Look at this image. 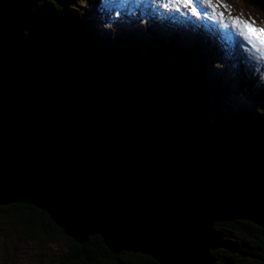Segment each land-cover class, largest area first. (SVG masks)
I'll list each match as a JSON object with an SVG mask.
<instances>
[{
	"label": "water",
	"instance_id": "obj_1",
	"mask_svg": "<svg viewBox=\"0 0 264 264\" xmlns=\"http://www.w3.org/2000/svg\"><path fill=\"white\" fill-rule=\"evenodd\" d=\"M26 6L0 0V207H33L76 244L98 236L115 256L251 257L214 225L246 221L264 240V152L183 143L118 119L74 85L33 80L21 47Z\"/></svg>",
	"mask_w": 264,
	"mask_h": 264
},
{
	"label": "trees",
	"instance_id": "obj_2",
	"mask_svg": "<svg viewBox=\"0 0 264 264\" xmlns=\"http://www.w3.org/2000/svg\"><path fill=\"white\" fill-rule=\"evenodd\" d=\"M82 2L95 4L96 0H26L21 47L24 72L33 80L52 86L74 85L85 95L98 100L118 119L183 143L219 145L220 148L246 146L264 152L262 114L239 110L227 116L225 111L222 114L208 104L203 93L200 100L194 98L192 92L197 82L192 78L180 81L167 78L172 81L167 83L154 73L150 64L146 65L145 71L134 72L132 66L136 60L122 41H115L106 49L99 39L94 38L90 20L83 19L76 11ZM147 29L146 25L141 29L146 39L150 33ZM132 30L136 31L135 27L132 26ZM133 35L130 30L124 38ZM147 45L154 50L160 49L170 59L188 60L186 54H177L178 48H167L165 44L150 39H147ZM171 71L177 73L175 67H171ZM195 72L199 78L200 73ZM171 83V89H163L170 88ZM172 95L177 96L172 98ZM158 96L174 103L159 105L155 101ZM183 99L193 100L194 108L207 102V111L216 120L214 127L201 117L195 118L198 113L183 112ZM10 210L17 213L20 220L30 226V233L38 238L59 236L68 242L69 249L56 258L57 264H157L150 257L139 254H110L98 236L89 237L84 245H78L64 236L44 212L27 205L0 207V218ZM214 230L223 243L235 245L241 252L251 255L242 257L216 250L211 252L215 264H240L249 259L264 264V240L260 228L246 221H233L217 223ZM227 236L240 237L243 241L231 242Z\"/></svg>",
	"mask_w": 264,
	"mask_h": 264
},
{
	"label": "rangeland",
	"instance_id": "obj_3",
	"mask_svg": "<svg viewBox=\"0 0 264 264\" xmlns=\"http://www.w3.org/2000/svg\"><path fill=\"white\" fill-rule=\"evenodd\" d=\"M224 2L230 6L232 16L239 15L243 19L250 16L257 28H264V0ZM76 11L83 19L90 20L94 38L99 39L104 48L109 49L115 41H122L124 47L131 50V56L136 60L132 66L134 72H143L150 64L154 73L165 81L167 78L172 81L192 78L197 82L192 92L194 98L200 100L203 93L216 111L222 114L225 111L230 116V113L244 110L264 116V81L255 74L254 65L246 59L241 62L240 37L231 26H221L218 18L213 20L211 16H202L197 19L187 12L165 11L153 0H96L95 4H78ZM217 11H223L225 20H228L227 9L217 7ZM144 25L150 31L147 39L165 44L167 48H178L177 54H186L188 60L170 59L160 49L148 46L141 30ZM130 30L134 35L125 39ZM171 67L176 68V74L171 73ZM195 71L200 73L199 78H196ZM169 87L163 89H171L173 84ZM155 101L166 106L174 103L161 96ZM183 101V112L198 113L195 118L201 117L214 127L216 120L207 111V102L194 108L193 100ZM29 230L30 226L12 210L0 218V264H57L56 258L68 251L69 244L63 238L40 239ZM227 237L231 242L243 241L240 237ZM240 264L256 262L249 259Z\"/></svg>",
	"mask_w": 264,
	"mask_h": 264
},
{
	"label": "snow or ice",
	"instance_id": "obj_4",
	"mask_svg": "<svg viewBox=\"0 0 264 264\" xmlns=\"http://www.w3.org/2000/svg\"><path fill=\"white\" fill-rule=\"evenodd\" d=\"M154 4L165 11L187 12L197 19L202 16H211L213 20L223 27L231 26L240 37L239 51L243 53L242 61L247 60L255 66V74L264 81V28H257L252 17L247 19L241 16H232L231 8L224 0H153ZM217 7L227 9L229 18L226 21L223 11H217Z\"/></svg>",
	"mask_w": 264,
	"mask_h": 264
},
{
	"label": "bare ground",
	"instance_id": "obj_5",
	"mask_svg": "<svg viewBox=\"0 0 264 264\" xmlns=\"http://www.w3.org/2000/svg\"><path fill=\"white\" fill-rule=\"evenodd\" d=\"M156 22H157V21H156ZM76 88H77V87H76ZM77 89H79V88H77ZM79 90H80L83 94H85L81 89H79ZM217 148H220V146H219V147L217 146Z\"/></svg>",
	"mask_w": 264,
	"mask_h": 264
}]
</instances>
